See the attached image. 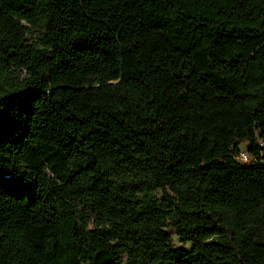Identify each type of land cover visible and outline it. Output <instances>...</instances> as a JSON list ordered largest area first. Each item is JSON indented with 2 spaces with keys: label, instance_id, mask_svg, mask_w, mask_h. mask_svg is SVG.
Segmentation results:
<instances>
[{
  "label": "trees",
  "instance_id": "16d2710c",
  "mask_svg": "<svg viewBox=\"0 0 264 264\" xmlns=\"http://www.w3.org/2000/svg\"><path fill=\"white\" fill-rule=\"evenodd\" d=\"M0 264H264V0H0Z\"/></svg>",
  "mask_w": 264,
  "mask_h": 264
},
{
  "label": "built area",
  "instance_id": "2783aa9c",
  "mask_svg": "<svg viewBox=\"0 0 264 264\" xmlns=\"http://www.w3.org/2000/svg\"><path fill=\"white\" fill-rule=\"evenodd\" d=\"M238 159L243 163H250L252 162V157L247 153L246 150H242L238 156Z\"/></svg>",
  "mask_w": 264,
  "mask_h": 264
},
{
  "label": "rangeland",
  "instance_id": "374dc122",
  "mask_svg": "<svg viewBox=\"0 0 264 264\" xmlns=\"http://www.w3.org/2000/svg\"><path fill=\"white\" fill-rule=\"evenodd\" d=\"M30 37H33V36H30ZM246 147H247L246 145H242V146H241V148H242L243 150H246Z\"/></svg>",
  "mask_w": 264,
  "mask_h": 264
}]
</instances>
